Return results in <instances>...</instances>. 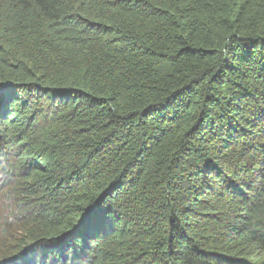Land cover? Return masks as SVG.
I'll list each match as a JSON object with an SVG mask.
<instances>
[{"label": "trees", "instance_id": "obj_1", "mask_svg": "<svg viewBox=\"0 0 264 264\" xmlns=\"http://www.w3.org/2000/svg\"><path fill=\"white\" fill-rule=\"evenodd\" d=\"M0 264H264V0H0Z\"/></svg>", "mask_w": 264, "mask_h": 264}, {"label": "rangeland", "instance_id": "obj_2", "mask_svg": "<svg viewBox=\"0 0 264 264\" xmlns=\"http://www.w3.org/2000/svg\"><path fill=\"white\" fill-rule=\"evenodd\" d=\"M0 182H1V180H0Z\"/></svg>", "mask_w": 264, "mask_h": 264}]
</instances>
